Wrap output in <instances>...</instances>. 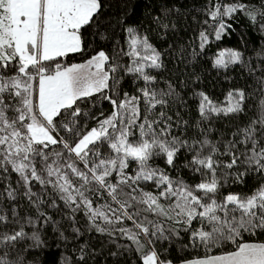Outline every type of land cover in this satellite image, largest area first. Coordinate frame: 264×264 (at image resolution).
<instances>
[{
	"label": "snow or ice",
	"instance_id": "6c2138e0",
	"mask_svg": "<svg viewBox=\"0 0 264 264\" xmlns=\"http://www.w3.org/2000/svg\"><path fill=\"white\" fill-rule=\"evenodd\" d=\"M137 2L0 0V264H264V0ZM240 18L260 43L205 68Z\"/></svg>",
	"mask_w": 264,
	"mask_h": 264
},
{
	"label": "trees",
	"instance_id": "16d2710c",
	"mask_svg": "<svg viewBox=\"0 0 264 264\" xmlns=\"http://www.w3.org/2000/svg\"><path fill=\"white\" fill-rule=\"evenodd\" d=\"M107 4L109 5L104 9L102 19L108 20L109 17L115 18L117 17L124 9L123 5L125 3V0H106ZM186 5L191 4H199V0H185ZM144 9V0H139V2L136 3V9L133 13L132 11L128 12V15L132 17L133 20H135L137 17L140 16L141 12ZM118 31V30H117ZM192 33H183L185 39L188 38L189 35ZM243 36L245 39H247L250 42L251 45H258L260 43V37L259 34L255 31H253L251 28L248 27L246 21L242 18L237 19L235 22H233V29L230 35H226L221 38V40L217 41L214 38L210 40L209 45L206 46L205 54L203 56V60L206 61L204 64L205 68H210L211 60L210 58L216 53L217 49L219 48H235L241 46V40L240 37ZM157 44L159 42H156ZM110 47V45H109ZM251 55V51L246 53V56ZM72 62H79V58L76 57ZM172 65L169 64V68H171ZM164 75H167L166 73ZM228 79H225V72L224 70H221L220 74L218 75L216 71H210L206 73L204 77V87L209 91V94L216 100L220 101L224 98V93L228 90L229 87L236 85L237 83L243 84L244 80L233 70L227 72ZM248 83H251V80L248 81ZM124 87L126 89H130L131 87V81L126 80ZM249 103H253V101H250ZM105 113L110 111V106L107 103H104L103 108L101 109ZM252 111L249 112V115H252ZM243 119V117H241ZM237 123L240 121L237 120ZM232 121L230 120H221L217 121L216 127L217 128H225V126H228L229 130L232 126ZM154 164L163 166V162L160 160L154 161ZM175 175V173H172ZM186 178L191 179V176L185 171L182 173ZM255 178H249L248 185L254 186L256 184ZM239 190V189H237ZM248 188H245L244 191H247ZM181 239H176L173 241L171 245H169L167 242L164 243V247L168 248L170 257H176V256H186L189 254H196L193 252L192 248L189 247L185 249L184 251L180 250V246L184 244H190L188 237L185 233L181 232ZM200 254H203V249L198 250ZM32 256H35L40 264H56V261L59 257V253L55 249V245H53L52 248L45 250L43 252L41 251H34L30 254L29 258L31 259Z\"/></svg>",
	"mask_w": 264,
	"mask_h": 264
}]
</instances>
